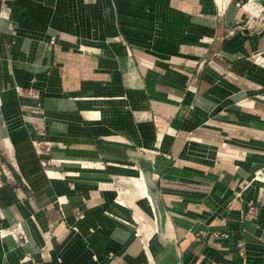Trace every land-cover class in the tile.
I'll list each match as a JSON object with an SVG mask.
<instances>
[{
  "label": "crops",
  "instance_id": "obj_1",
  "mask_svg": "<svg viewBox=\"0 0 264 264\" xmlns=\"http://www.w3.org/2000/svg\"><path fill=\"white\" fill-rule=\"evenodd\" d=\"M256 1L0 0V264H264ZM148 168L169 249L133 220Z\"/></svg>",
  "mask_w": 264,
  "mask_h": 264
},
{
  "label": "built area",
  "instance_id": "obj_2",
  "mask_svg": "<svg viewBox=\"0 0 264 264\" xmlns=\"http://www.w3.org/2000/svg\"><path fill=\"white\" fill-rule=\"evenodd\" d=\"M249 3H256V7H258V3L256 0H248ZM37 134L39 135V138H36L32 141L36 151L38 153H49L51 151V142L50 140L47 139V128H46V122L41 121L38 123L37 127ZM4 152L0 148V188L5 184L6 178L8 176V167L7 163L3 157ZM257 214V206L255 203H249L244 216L248 219H254L256 218ZM223 235V234H222ZM220 233L216 232L214 233V236L216 238H220L222 236ZM22 240L26 241L25 237H22ZM237 252L239 253L240 256L245 255V245L243 242L238 243L237 245Z\"/></svg>",
  "mask_w": 264,
  "mask_h": 264
},
{
  "label": "water",
  "instance_id": "obj_3",
  "mask_svg": "<svg viewBox=\"0 0 264 264\" xmlns=\"http://www.w3.org/2000/svg\"><path fill=\"white\" fill-rule=\"evenodd\" d=\"M238 29H245L242 26H239ZM142 177L143 180L145 182V186H146V191L150 200V203L153 207L154 210V214H155V219H156V229L152 228L149 224H147V226L149 227V232L147 233V237H148V241L150 242L152 241H158L161 245L167 249L170 248V244L172 242L171 237L169 234H167L166 230L163 231V219L161 218V212H160V208H159V203L158 200L156 199V197L154 196V192L156 191V187H157V179L153 176V172L152 169L148 168L143 170L142 172ZM143 219V218H141ZM144 221V219H143ZM164 248V249H165ZM163 259H166V251L163 250Z\"/></svg>",
  "mask_w": 264,
  "mask_h": 264
},
{
  "label": "rangeland",
  "instance_id": "obj_4",
  "mask_svg": "<svg viewBox=\"0 0 264 264\" xmlns=\"http://www.w3.org/2000/svg\"><path fill=\"white\" fill-rule=\"evenodd\" d=\"M133 1H137V0H133ZM164 17L167 20V17H168L167 13H166V15H164ZM165 32H167V31H165ZM182 39L188 40L190 38H188L186 36ZM133 193L136 194V192H133ZM137 196H138V198L136 200L139 199L140 202H142V200H143L141 198L142 194L140 195V192H137ZM136 200H134V198H133L131 200V204L132 203L135 204L137 202ZM133 206L135 208V205H133ZM136 208H138V206ZM146 214H147V216L144 218V221L139 216H136V218H135V215L133 216V220L136 223L137 228H139L138 231L143 237L147 236L146 233H148L150 230L149 227L147 226V224H149L152 228L156 229V219H155L154 215H152V214L150 215L149 212H147ZM3 220H5L4 217H3ZM18 236H19V233H18L16 223H13V222L12 223L10 222L7 224L5 222L0 223V238H2L3 241L5 240L11 244L10 241H13V242L17 241Z\"/></svg>",
  "mask_w": 264,
  "mask_h": 264
},
{
  "label": "bare ground",
  "instance_id": "obj_5",
  "mask_svg": "<svg viewBox=\"0 0 264 264\" xmlns=\"http://www.w3.org/2000/svg\"><path fill=\"white\" fill-rule=\"evenodd\" d=\"M256 3H249V4H247V8H249V9H252L253 11H257V8L258 7H256Z\"/></svg>",
  "mask_w": 264,
  "mask_h": 264
}]
</instances>
